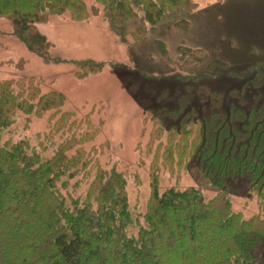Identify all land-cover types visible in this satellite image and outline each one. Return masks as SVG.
<instances>
[{
  "label": "trees",
  "instance_id": "16d2710c",
  "mask_svg": "<svg viewBox=\"0 0 264 264\" xmlns=\"http://www.w3.org/2000/svg\"><path fill=\"white\" fill-rule=\"evenodd\" d=\"M196 9L193 0H0V18L44 59L50 58L49 43L37 25L47 14L68 12L81 21L103 10L112 31L135 46L160 22ZM206 52L181 47L180 57L199 64ZM223 67L217 60L208 65L215 77L239 81L251 71L236 75ZM258 69L228 96L201 84L204 76L175 75L185 88L178 106L155 118L146 146L152 192L139 215L130 208L127 173L105 170L83 147L86 138L71 137L49 159L25 140L2 141L18 112L40 117L64 103L32 79L1 81L0 226L9 222L0 228V264H164L178 250L176 264H261L255 251L264 239V219L233 211L227 182L245 177L248 194L264 211V73ZM229 97L234 102L228 105ZM194 165L206 184L221 189L215 197L207 200L196 187L160 192L161 175ZM81 185L85 189L77 192ZM10 229L15 233L5 236Z\"/></svg>",
  "mask_w": 264,
  "mask_h": 264
},
{
  "label": "rangeland",
  "instance_id": "374dc122",
  "mask_svg": "<svg viewBox=\"0 0 264 264\" xmlns=\"http://www.w3.org/2000/svg\"><path fill=\"white\" fill-rule=\"evenodd\" d=\"M193 1L197 4L193 14L170 16L135 46L112 31L103 10L81 21L72 19L68 12L47 14L46 21L37 26L49 43V59L32 53L14 34L9 21L0 18V82L32 79L45 94L54 92L64 103L58 112L52 110L40 117L18 112L16 123L2 141L25 140L49 159L71 137L86 138L83 147L92 150L105 170L127 173L131 211L143 214L152 192L146 146L155 118L177 107L185 88L175 75L204 76L207 79L199 78L201 84L208 83L228 96L231 89L241 87V80L245 85L252 79L253 69L264 73V0ZM181 47L205 49V61L186 64L180 57ZM216 60L236 75L251 71L240 81L237 77H215L208 65ZM92 64L103 67L96 69ZM228 100V105L234 102L230 97ZM59 124L63 129H58ZM87 171L93 174L95 168ZM244 178L227 180L232 209L245 218L260 215L264 219V211L248 194ZM161 179L160 192L196 187L210 200L221 191L206 184L202 170L195 165L174 174L164 173ZM70 185L73 187V182ZM84 189L81 185L77 192ZM74 191L71 194L77 197ZM8 222L5 219L0 228ZM14 233L10 229L5 236ZM178 253L164 264H176ZM255 255L264 264V239Z\"/></svg>",
  "mask_w": 264,
  "mask_h": 264
}]
</instances>
